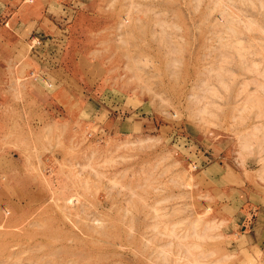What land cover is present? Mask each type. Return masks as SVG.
I'll return each mask as SVG.
<instances>
[{
    "label": "rangeland",
    "instance_id": "1",
    "mask_svg": "<svg viewBox=\"0 0 264 264\" xmlns=\"http://www.w3.org/2000/svg\"><path fill=\"white\" fill-rule=\"evenodd\" d=\"M39 2L67 50L0 111V264H264V0Z\"/></svg>",
    "mask_w": 264,
    "mask_h": 264
},
{
    "label": "crops",
    "instance_id": "2",
    "mask_svg": "<svg viewBox=\"0 0 264 264\" xmlns=\"http://www.w3.org/2000/svg\"><path fill=\"white\" fill-rule=\"evenodd\" d=\"M42 5H46V8L41 7ZM49 6L48 2L40 4L39 0H0V111L11 114L12 111L7 108L15 107L18 109L16 112L19 113L20 105L16 102L19 98L16 95V83L24 68L23 72L28 76L24 79L30 77L32 81L29 80L25 85L23 84L22 98L30 100L29 103L35 100L33 102L35 105L38 100L39 107H36V115L46 114L47 109L39 102L41 95H47L49 92L45 86L39 84L42 80H38L37 72L48 76V72H53L55 68H62L63 58L59 59V57L64 56V51L67 50L65 35L67 29L60 22H56V15L51 14ZM212 155L215 157V154ZM198 160L200 165L201 163L204 166L208 165L207 168L213 165L210 156L205 152L200 153ZM240 193L243 194L241 190ZM254 208L258 210L252 225L255 228L252 232L254 240H250L249 243L254 242L257 250L264 255V214L261 212L263 208L259 205L255 207L246 205L244 208L242 206L240 211L244 216L241 221L242 223L250 221L247 215H251ZM247 240L249 239L246 238V242Z\"/></svg>",
    "mask_w": 264,
    "mask_h": 264
},
{
    "label": "bare ground",
    "instance_id": "3",
    "mask_svg": "<svg viewBox=\"0 0 264 264\" xmlns=\"http://www.w3.org/2000/svg\"><path fill=\"white\" fill-rule=\"evenodd\" d=\"M73 199H74V198H73ZM73 199L68 198L67 200H65V203H66V202H67V203H69V202L72 203V200H73Z\"/></svg>",
    "mask_w": 264,
    "mask_h": 264
}]
</instances>
